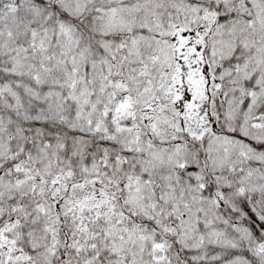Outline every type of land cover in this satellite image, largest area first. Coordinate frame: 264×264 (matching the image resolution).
<instances>
[{
  "label": "snow or ice",
  "instance_id": "6c2138e0",
  "mask_svg": "<svg viewBox=\"0 0 264 264\" xmlns=\"http://www.w3.org/2000/svg\"><path fill=\"white\" fill-rule=\"evenodd\" d=\"M0 264H264V0H0Z\"/></svg>",
  "mask_w": 264,
  "mask_h": 264
}]
</instances>
